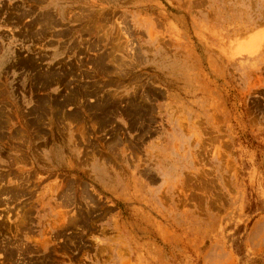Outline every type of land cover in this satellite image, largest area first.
<instances>
[{
  "label": "rangeland",
  "instance_id": "obj_1",
  "mask_svg": "<svg viewBox=\"0 0 264 264\" xmlns=\"http://www.w3.org/2000/svg\"><path fill=\"white\" fill-rule=\"evenodd\" d=\"M0 264H264V0H0Z\"/></svg>",
  "mask_w": 264,
  "mask_h": 264
}]
</instances>
